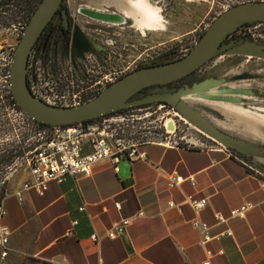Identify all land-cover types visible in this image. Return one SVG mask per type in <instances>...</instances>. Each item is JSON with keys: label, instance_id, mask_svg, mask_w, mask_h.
Masks as SVG:
<instances>
[{"label": "crops", "instance_id": "crops-1", "mask_svg": "<svg viewBox=\"0 0 264 264\" xmlns=\"http://www.w3.org/2000/svg\"><path fill=\"white\" fill-rule=\"evenodd\" d=\"M64 1L70 10L114 16L110 24L120 20L151 29L141 16L144 8L153 10L152 0ZM137 151L143 161L100 162L89 178L48 183L41 196L21 192L19 201L13 193L28 174L21 169L11 173L0 185L1 225L8 231L7 256L0 264H201L205 252L210 264H264L261 171L214 144L141 143ZM175 176L182 182L168 188V179ZM186 197L205 199V208L195 214L184 203ZM243 203L252 208L241 218H228ZM128 218L122 236L105 238L114 223ZM192 220L207 227L211 240L204 246L198 245L201 237ZM70 229L73 235L67 237ZM92 235L97 242L89 239Z\"/></svg>", "mask_w": 264, "mask_h": 264}, {"label": "rangeland", "instance_id": "rangeland-1", "mask_svg": "<svg viewBox=\"0 0 264 264\" xmlns=\"http://www.w3.org/2000/svg\"><path fill=\"white\" fill-rule=\"evenodd\" d=\"M152 1L154 11L149 10L154 12L157 23L156 26L152 23L151 30L135 29V25L128 27L122 22H95L97 25L89 27L98 29L108 26L109 33L104 29L100 33L107 36V41L117 40L124 73L149 60L182 57L221 12L236 4L264 0ZM34 3L35 0L0 2V52L8 46L12 54L19 39L15 36L17 24L20 18L29 13ZM82 26L86 27L84 24ZM3 34L9 37H5V41ZM236 37L242 40L245 51L264 55V26L240 28ZM104 48L114 51V45ZM179 85L183 86L184 91L178 100L214 129L236 141L238 147L226 148L202 136L175 112L162 105L144 106L124 113L139 119L147 129L164 128L174 140L196 145L214 144L227 149L264 175V60L240 54L220 55L179 82ZM9 123L10 135L5 142L0 141V153L5 150L14 155V145L22 131L16 125L13 114ZM13 160L14 157H8L6 165L9 162L12 164Z\"/></svg>", "mask_w": 264, "mask_h": 264}, {"label": "built area", "instance_id": "built-area-1", "mask_svg": "<svg viewBox=\"0 0 264 264\" xmlns=\"http://www.w3.org/2000/svg\"><path fill=\"white\" fill-rule=\"evenodd\" d=\"M19 33L20 27L17 28L15 36L18 37ZM43 61L29 57L25 67V82L30 95L48 106L74 107L83 104L116 80L114 77L105 76L91 79L85 75H77L69 65L61 66L50 59ZM11 114L22 131L14 145L19 154L5 172L0 173V185H3L14 171L25 170L29 180L23 182L13 193L17 201L20 200L21 192L32 191L41 196L48 183L59 184L65 178H89L93 167L100 162L116 164L119 161H143L144 154L137 151L141 143H159L165 146L181 143L180 139L174 140L164 128L147 129L143 122L127 113L99 118L93 121L92 129H87L85 124L40 127L38 123L25 117L13 104L10 106L9 118ZM202 146L206 145L199 144V147ZM181 182L180 177H171L167 186L173 188ZM184 203L195 214L206 206L205 199L195 200L192 197H186ZM168 207L173 205L169 203ZM251 208L250 204L243 203L230 210L228 218H241ZM79 211H82V208ZM4 216L5 211L0 205V259L7 256L8 231L1 225ZM141 216L142 214L138 213L135 217ZM131 219H121L114 223L106 230L105 238L113 240L122 236ZM214 219L217 222L223 221L218 215H215ZM74 225L75 222H72L70 227ZM190 225L200 234L199 246H204L211 240L206 235L207 227L203 223L192 220ZM72 235L71 229L68 230L66 236ZM223 235L229 237L230 233L226 231ZM89 239L92 242L98 241L93 235ZM217 255H221V252ZM210 258L211 255L205 252V259L201 264H210Z\"/></svg>", "mask_w": 264, "mask_h": 264}, {"label": "water", "instance_id": "water-1", "mask_svg": "<svg viewBox=\"0 0 264 264\" xmlns=\"http://www.w3.org/2000/svg\"><path fill=\"white\" fill-rule=\"evenodd\" d=\"M61 2L62 0H40L11 54L8 71L9 91L11 99L25 117L48 127H65L85 123L87 129H92L93 121L101 117L120 113L129 108L158 103L168 106L187 124L215 143L226 148L238 147L236 141L214 129L178 100V97L183 94V89H178L174 93L146 95L135 100H132V97L146 88L165 86L183 79L220 55L240 54L264 60V55L246 52L241 40L223 43L228 35L242 25L264 24V1L236 4L220 13L183 57L173 62L142 67L129 72L83 104L74 107H54L30 95L25 82V66L32 45L55 11L60 8ZM92 16L100 23L111 20L108 15L102 13L93 12ZM62 27L67 28L64 11ZM72 43L76 49H81L86 44L84 37L76 27L73 29Z\"/></svg>", "mask_w": 264, "mask_h": 264}, {"label": "flooded vegetation", "instance_id": "flooded-vegetation-1", "mask_svg": "<svg viewBox=\"0 0 264 264\" xmlns=\"http://www.w3.org/2000/svg\"><path fill=\"white\" fill-rule=\"evenodd\" d=\"M2 1H5V0H1L0 2ZM38 3H36L35 7H32V9L29 11L28 14L20 18V22H18L17 24V28L20 27V33L17 38L20 37L21 32L26 26L33 11L36 9ZM63 11L65 12V15H66L67 28L62 27ZM90 13H91L90 11H86L84 8H80V9L75 8V9L70 10L66 7L65 1L62 0L60 8H58L55 11L51 19L47 22L45 27L42 29V31L36 38L34 44L32 45L27 55L26 65H27L29 57L40 59L42 60V62H44L43 60L45 59H50L52 62L58 63L61 66L69 65L72 68V70H75L77 75H85L91 79H94V78L97 79L103 76L107 78L114 77L116 78L114 82H116L118 79L128 74L129 72L140 69L142 67H149V66L164 64L165 62L168 61V60H162V59L149 60L144 65H141L138 68L135 67L133 70L129 71L128 73L127 72L124 73L123 64L121 61V53H120V49L118 48L119 46H118L117 40H113L112 42L111 40L107 41L108 39L107 36H103L100 33L103 31L101 29H104L105 32L108 31L109 33L110 30H108L109 29L108 26H106V28H98V29L89 28L91 25H97L95 22H98L93 19L95 17L92 16V14L90 15ZM108 17L112 18V16L110 15H108ZM91 21L92 22L94 21V22L92 23ZM117 22L120 23L119 20ZM82 24L86 25V27L83 28ZM248 25L261 26L264 24L255 23V24L242 25L232 34L228 35L226 40L223 43L241 40L238 37H236V35L238 31L240 30V28L246 27ZM126 26L130 27L129 25H126ZM75 27L80 31L86 43L85 45L81 47V49H76L72 43L73 29ZM6 31L8 32V29H6ZM3 37H4L3 41H5V37L9 38L5 34H3ZM109 45H112V46L114 45V51L104 48V46H109ZM79 50H85V51L81 52ZM0 55H1L0 57V141L5 142L6 140H8L9 135H10L9 110L11 106V95H10L9 83H8V71H9L10 58H11L10 47L7 46L6 49H3L0 52ZM190 75H188L187 77H189ZM187 77L180 79L176 82L170 83L168 85H165V86L146 88L142 90L136 96L132 97V100L142 98L146 95H151V94H156V93H174L178 89H184L183 86L179 85V82H182ZM165 87H167L168 89L165 90L164 89ZM149 105H156V106L162 105L163 107L170 109L168 106L164 104H158V103L142 105L136 108L149 106ZM131 109H135V108H129L127 110H131ZM17 110L19 111L18 108ZM124 112H126V110L122 111V113ZM104 117H107V116H104ZM15 150L16 152L13 155L14 158L17 157L19 154L18 150L17 149ZM10 153L11 151L5 152V150H2L0 153V173L1 174H3L6 168L10 166V162L6 165V160L8 159V157L9 158L11 157Z\"/></svg>", "mask_w": 264, "mask_h": 264}, {"label": "bare ground", "instance_id": "bare-ground-1", "mask_svg": "<svg viewBox=\"0 0 264 264\" xmlns=\"http://www.w3.org/2000/svg\"><path fill=\"white\" fill-rule=\"evenodd\" d=\"M131 2V1H130ZM136 2V1H135ZM137 3V2H136ZM132 5V4H131ZM133 6H134V4H133ZM135 7V6H134ZM141 9V8H140ZM142 10H143V8H142ZM135 11V10H134ZM142 13V12H141ZM141 17H143L144 18V22H147V23H149L150 24V27L152 26V23H153V25H155L156 26V24L155 23H157V18H156V16L154 15V12L153 11H151V10H149V9H147V10H145L144 9V13H143V16H141ZM140 17V18H141ZM143 20V19H142ZM141 20V21H142ZM146 28V27H145ZM148 28V27H147ZM142 29V28H141ZM152 29V28H151ZM151 29H149V30H151ZM247 52V51H246ZM235 110V109H234ZM193 128V127H192ZM196 132H198L199 134H201L202 136H204V137H206V138H208V139H210L209 137H207V136H205L203 133H201L200 131H198L197 129H195V128H193Z\"/></svg>", "mask_w": 264, "mask_h": 264}, {"label": "trees", "instance_id": "trees-1", "mask_svg": "<svg viewBox=\"0 0 264 264\" xmlns=\"http://www.w3.org/2000/svg\"><path fill=\"white\" fill-rule=\"evenodd\" d=\"M39 2V0H35V3L33 4V6L32 7H35V5H36V3H38ZM175 60H177V59H171V60H168L167 62H165V63H168V62H173V61H175ZM164 63V62H163ZM11 104H13L14 105V102H13V100L11 99ZM17 109V108H16ZM120 113H122V112H120ZM120 113H115V114H120ZM97 120V119H96ZM95 121V120H94ZM81 124H85V123H81ZM39 126L40 127H48V126H44V125H41V124H39ZM12 157H13V154L11 155Z\"/></svg>", "mask_w": 264, "mask_h": 264}]
</instances>
